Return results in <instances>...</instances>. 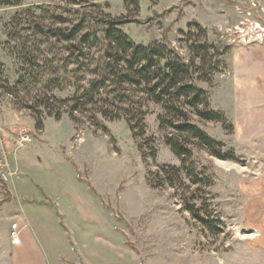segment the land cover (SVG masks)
I'll return each instance as SVG.
<instances>
[{
	"label": "rangeland",
	"instance_id": "obj_1",
	"mask_svg": "<svg viewBox=\"0 0 264 264\" xmlns=\"http://www.w3.org/2000/svg\"><path fill=\"white\" fill-rule=\"evenodd\" d=\"M74 1L73 6L57 0H29L20 7H0V162L10 174L7 182L0 181L10 187L11 176L19 175L21 180L40 178L49 197H53L52 203L59 210H67L68 225L81 230H75V238L87 264H259L258 217L250 215L264 203L258 191L262 169L257 128L244 126L245 104L237 103L232 94L230 66L236 50L243 47L233 43L232 31L245 18L236 7L246 10L257 4L264 10V0ZM116 19H122L118 29L135 45L160 42L184 62L194 59L196 66L200 60L195 58L192 46L213 47L217 70L208 83L196 84L208 94L209 109L222 113L226 123L200 122L190 113L191 122L221 143L223 152L232 151L237 161H223L192 147L194 169L209 179L210 186L191 185L183 173L173 187L149 186L150 173L161 167L181 169L180 161L165 143L173 130L160 128L159 118L165 112L151 102H144L142 107L143 137L134 138L123 117L113 121L98 117L99 126L95 127L89 116L76 113L74 122L68 107H63L66 112L58 121L42 112L43 128L35 129L26 107L33 106L43 94L57 100L79 94L80 86L96 78L89 72L99 66L103 48L99 44L87 50L95 61L87 60L88 70L80 68L75 73L79 64L73 49L75 41L66 44L35 36L29 41L35 40L38 45L33 43L35 47L29 53L21 38L32 36L33 23L54 30H70L82 23L80 38L90 33L101 38L105 23ZM194 24L201 31L191 27ZM252 45L258 44L247 46ZM26 58L34 60L36 67L26 66ZM56 76L61 87L46 86ZM77 78L83 80L77 82ZM252 131L256 133L253 142L244 143ZM23 136L30 138L20 146ZM36 141L46 144H31ZM17 161L20 173L11 165ZM6 184L1 185L3 203L11 201ZM21 191L18 185L19 195ZM191 196L199 198L197 205H208L201 215L207 213L218 220L220 234H209L185 210L182 200L190 201ZM46 206L49 209L27 210H55L52 204ZM18 209L15 202L12 210ZM81 211L88 221H81ZM61 225L44 222L57 240L53 255L59 261L72 260L79 252L67 243Z\"/></svg>",
	"mask_w": 264,
	"mask_h": 264
},
{
	"label": "trees",
	"instance_id": "obj_2",
	"mask_svg": "<svg viewBox=\"0 0 264 264\" xmlns=\"http://www.w3.org/2000/svg\"><path fill=\"white\" fill-rule=\"evenodd\" d=\"M25 1L29 0H0V7H20ZM57 1L70 6L75 5L74 0ZM122 23V19L107 21L101 38L92 33L84 34L80 38L83 33L82 23L70 30L48 29L44 24L31 25L32 36L21 38L22 45L28 47L29 53L35 47L32 44L36 43L35 40H29L35 36L55 38L58 42L66 44L75 41L73 49L77 52L76 62L79 63L75 73L80 68L88 70L87 60L89 63L95 61L88 52L91 48H97L99 44L103 48L97 60L99 66L89 72L96 78L90 80L87 86H80L79 94L66 100H57L55 96L48 97L47 94H43L33 106L26 107L35 121V129L40 131L43 128L42 112L46 117L58 121L62 112H66L62 110L63 107H68L67 113L74 122L76 113L89 116L94 123L92 126L95 127L99 126V118L113 121L123 117L133 137H143L145 113L142 107L144 102H151L161 106L165 112L164 117L159 118L160 128L167 127L173 130V134L166 137L165 143L180 161L181 169L161 167L155 173H150L149 186L152 189L173 187L180 181L182 173L191 185L210 186L209 179L203 178L194 169L192 147L205 150L210 156L223 161H237L232 151L223 152L221 143L210 138L191 122L190 113L200 122H216L222 125L226 123L222 113L209 109L208 94L196 84L208 83L210 76L217 70L218 64L213 62L215 54H211L213 47L207 44L192 46L195 58L200 60V65L196 66L194 59L184 62L160 42L147 46L135 45L118 29ZM191 27L201 31L197 24ZM24 63L31 68L36 67L34 60L30 58H26ZM81 80L83 79L77 78V82ZM60 83L56 76L48 80L46 86L61 87ZM227 130L230 132L231 127L229 126ZM197 192L199 194V188ZM198 199L195 196H191L190 201L183 198L182 205L192 219L200 223L209 234L214 236L220 234L222 232L220 222L212 220V215L207 213L201 215V210L203 208L207 210L208 205L206 203L197 205Z\"/></svg>",
	"mask_w": 264,
	"mask_h": 264
},
{
	"label": "crops",
	"instance_id": "obj_3",
	"mask_svg": "<svg viewBox=\"0 0 264 264\" xmlns=\"http://www.w3.org/2000/svg\"><path fill=\"white\" fill-rule=\"evenodd\" d=\"M230 72L234 99L237 103L245 104L244 126L257 128L258 163L262 169L258 176V191L260 198L264 200V44L243 46L236 50L231 60ZM252 132L248 134L247 139H243L244 143L253 142L256 133ZM31 144L38 147L46 143L36 141ZM36 163L39 164V158ZM11 165L20 173L18 161ZM10 181V187L0 181V264H87L81 258L79 242L75 238V230H81L77 226L68 225L70 220H67V210H59V207L52 203L53 197L47 194L48 189L43 181L40 178L37 180L28 177L21 180L19 175L11 176ZM49 183L52 182L49 181ZM2 184H6L10 202H2ZM18 185H21V195L17 192ZM15 202H17L18 210H12ZM46 204L54 205L55 210H27L28 208H47ZM253 213L258 217L260 231V238L256 244L259 252L258 262L264 264V203L250 215L253 216ZM79 214L84 215L81 221L89 220L82 211ZM45 221H49L52 225L55 223L57 227L60 223L64 224L60 229L65 240L69 245H74L80 255L73 254L75 257L72 260L59 261L52 251L57 245V240L47 226H44ZM15 222L18 223L19 234L17 245L12 244L10 239L11 224Z\"/></svg>",
	"mask_w": 264,
	"mask_h": 264
},
{
	"label": "built area",
	"instance_id": "obj_4",
	"mask_svg": "<svg viewBox=\"0 0 264 264\" xmlns=\"http://www.w3.org/2000/svg\"><path fill=\"white\" fill-rule=\"evenodd\" d=\"M236 9L243 14L245 18L244 21L240 23V26L235 27L232 31L235 36L233 43L240 46L264 44V10L257 4L249 5L246 10H241L239 7H236ZM254 16L258 18L257 21L252 19ZM29 138V136H23L20 146L23 145L22 143L29 141ZM9 175L5 171L4 163L0 162V179L3 182H7ZM10 239L12 244H19V234L16 223L11 225Z\"/></svg>",
	"mask_w": 264,
	"mask_h": 264
}]
</instances>
